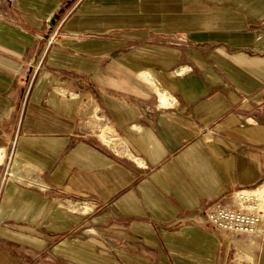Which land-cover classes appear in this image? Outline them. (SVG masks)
Instances as JSON below:
<instances>
[{
	"label": "crops",
	"instance_id": "1",
	"mask_svg": "<svg viewBox=\"0 0 264 264\" xmlns=\"http://www.w3.org/2000/svg\"><path fill=\"white\" fill-rule=\"evenodd\" d=\"M0 150V264H264V0H0Z\"/></svg>",
	"mask_w": 264,
	"mask_h": 264
},
{
	"label": "built area",
	"instance_id": "2",
	"mask_svg": "<svg viewBox=\"0 0 264 264\" xmlns=\"http://www.w3.org/2000/svg\"><path fill=\"white\" fill-rule=\"evenodd\" d=\"M234 195L233 205H212L208 208L205 214L206 225L236 236L253 237L257 235L264 222L263 212L257 209L258 200L237 199Z\"/></svg>",
	"mask_w": 264,
	"mask_h": 264
},
{
	"label": "bare ground",
	"instance_id": "3",
	"mask_svg": "<svg viewBox=\"0 0 264 264\" xmlns=\"http://www.w3.org/2000/svg\"><path fill=\"white\" fill-rule=\"evenodd\" d=\"M168 98V97H167ZM101 126V125H100ZM103 126V125H102ZM111 129L108 128V127H101L100 128V136L102 137L106 131H110ZM113 131V130H112ZM111 133V132H109ZM99 135V134H98ZM106 139V138H105ZM103 140V139H102ZM112 141V140H111ZM103 142V141H101ZM105 142V141H104ZM106 143V142H105ZM104 143V144H105ZM1 151V150H0ZM0 160H1V156H0ZM13 162V161H12ZM15 164V163H14ZM15 165H18V164H15ZM20 165V164H19ZM19 167V166H18ZM21 167H19V170H20ZM10 170V169H9ZM15 170H11L8 174L11 175V176H15L14 174ZM19 173V172H18ZM11 178V177H10ZM13 178V177H12ZM22 179H24V177H22ZM20 180V179H19ZM21 181V180H20ZM24 182V181H23ZM263 184V183H262ZM33 185V184H32ZM235 198L239 199V198H248L250 200L252 199H256L258 200V203H257V209H261V210H264V184L262 186L261 189L259 188H256V189H251V190H243V191H240V192H236L235 195H234ZM244 245V244H243ZM247 245V244H246ZM250 245V244H249ZM246 248V247H245ZM249 252V251H247ZM244 255V256H243ZM247 255V254H246ZM245 252L242 248L238 249V253H237V256L239 258L241 257H245ZM248 257V256H247Z\"/></svg>",
	"mask_w": 264,
	"mask_h": 264
},
{
	"label": "rangeland",
	"instance_id": "4",
	"mask_svg": "<svg viewBox=\"0 0 264 264\" xmlns=\"http://www.w3.org/2000/svg\"><path fill=\"white\" fill-rule=\"evenodd\" d=\"M96 128H98V126L96 125V124H94V125H91V127H90V129H95L96 130ZM99 130V129H98ZM259 189H261L262 188V186H260V187H258ZM259 210V209H258ZM261 210V209H260ZM262 212H263V214H264V210H261ZM233 238H234V240H235V242H234V244L236 245V249H237V253H238V249H240V248H242L243 250H244V252H245V257L243 258V257H241L240 259L242 260V259H248L249 258V255H250V246L251 245H249V244H251V241H252V239L254 238V236L253 237H245V236H234L233 235ZM244 244V245H243ZM247 244V245H246ZM246 247V248H245ZM247 251H249V252H247ZM244 256V255H243ZM248 256V257H247Z\"/></svg>",
	"mask_w": 264,
	"mask_h": 264
}]
</instances>
